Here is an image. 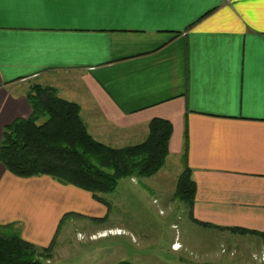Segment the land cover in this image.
Here are the masks:
<instances>
[{
	"label": "crops",
	"instance_id": "obj_1",
	"mask_svg": "<svg viewBox=\"0 0 264 264\" xmlns=\"http://www.w3.org/2000/svg\"><path fill=\"white\" fill-rule=\"evenodd\" d=\"M37 83L79 103L88 131L113 147L170 120L160 173L175 180L190 167L195 200L179 240L162 208H142L132 228L92 230L90 241L127 238L111 260L70 244L78 219L106 221L109 207L50 175L17 176L0 159L5 233L53 244L52 264H264V0H0V149L6 127L31 115ZM153 210L162 221L149 220ZM157 220L167 228L150 241Z\"/></svg>",
	"mask_w": 264,
	"mask_h": 264
},
{
	"label": "trees",
	"instance_id": "obj_2",
	"mask_svg": "<svg viewBox=\"0 0 264 264\" xmlns=\"http://www.w3.org/2000/svg\"><path fill=\"white\" fill-rule=\"evenodd\" d=\"M27 98L31 115L6 127L0 149L1 161L17 176L50 175L99 198L100 193L114 191L120 179L150 177L165 164L173 129L168 119H152L144 141L117 148L93 137L82 119L80 104L60 97L55 87L34 84ZM195 194L196 182L187 166L178 177L175 197L191 209ZM12 227L0 226V264H49L53 244L38 246L17 231H3ZM116 264L131 263L121 260Z\"/></svg>",
	"mask_w": 264,
	"mask_h": 264
},
{
	"label": "rangeland",
	"instance_id": "obj_3",
	"mask_svg": "<svg viewBox=\"0 0 264 264\" xmlns=\"http://www.w3.org/2000/svg\"><path fill=\"white\" fill-rule=\"evenodd\" d=\"M45 119L46 117L42 118L40 122H43ZM161 170L163 169L161 168ZM160 171L148 178L141 176H133L136 177L133 180V177L126 176L120 179L114 191L98 194L99 198H96V200L100 203L105 204L106 207H109L110 211L108 220L99 223L97 221H94L93 219H89L88 217L78 219L77 222L74 224L75 229L71 232L72 234L70 236L72 237L70 241V244H73L72 249H75L76 246L77 248L83 247V243L85 242L87 249L93 250L94 255L111 256V260L120 259L122 254L120 252H117V244L122 241H125L126 249L129 248L126 237H122L123 239L114 236L103 238L99 237L96 241H90L89 234L92 230L97 229L99 226L119 224L132 228V220L136 221L138 218H145L146 213L142 208L156 209L158 212L159 209H164L165 211L163 213H167L168 215L165 217L167 218V221L168 219H173L174 222L177 223V227L172 229V236L174 238H177L178 240L181 239V233L185 232L184 223L187 222L188 218V205L182 202L179 198L175 197L176 185L178 181L177 176H175L176 178L174 180V176L164 175V171H162L161 173ZM137 192H140L144 195H138ZM88 193L90 195H93V193L91 192ZM88 206L84 205V207ZM136 209H139V211H137V213H139L137 216L135 211ZM169 209H171V211ZM151 218H156L160 220L163 217L160 218L158 214L154 213L153 210V214L151 215L149 220ZM160 221L157 220V223H147L150 224L151 228L150 234L152 237H150V241L154 240V237L158 232V228L160 229L161 226H165L167 228V226L162 225ZM68 224H70V222H66V226H68ZM152 228H154L155 231H152ZM79 232L81 234H78ZM168 232L169 231H167V234ZM186 233H191V230H187ZM186 233L185 235H187ZM64 234L65 231L63 229L60 238H62L61 236H63ZM166 240L167 238L164 239V242L162 241L163 244L165 242H168ZM182 256H186V254L180 251L172 254L174 261H181ZM236 258L239 259L238 256ZM236 262L234 264H236Z\"/></svg>",
	"mask_w": 264,
	"mask_h": 264
}]
</instances>
